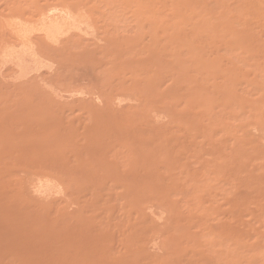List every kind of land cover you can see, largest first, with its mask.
Here are the masks:
<instances>
[{"label": "rangeland", "instance_id": "374dc122", "mask_svg": "<svg viewBox=\"0 0 264 264\" xmlns=\"http://www.w3.org/2000/svg\"><path fill=\"white\" fill-rule=\"evenodd\" d=\"M0 264H264V0H0Z\"/></svg>", "mask_w": 264, "mask_h": 264}]
</instances>
